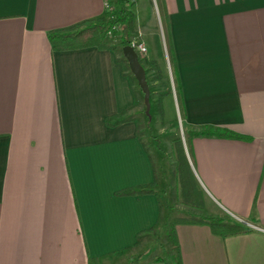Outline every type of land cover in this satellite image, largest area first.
<instances>
[{"label": "crops", "instance_id": "obj_1", "mask_svg": "<svg viewBox=\"0 0 264 264\" xmlns=\"http://www.w3.org/2000/svg\"><path fill=\"white\" fill-rule=\"evenodd\" d=\"M104 4L0 0V264H118L162 217L118 57L96 46L53 50L47 39L101 19ZM133 7L153 86H162V49L173 78L177 101L163 80L155 107L163 116L175 108L188 131L182 148L201 196L194 213L245 229L220 237L174 225L180 264H264V0ZM208 127L244 139L187 135ZM153 178V194L115 195L148 189Z\"/></svg>", "mask_w": 264, "mask_h": 264}, {"label": "trees", "instance_id": "obj_2", "mask_svg": "<svg viewBox=\"0 0 264 264\" xmlns=\"http://www.w3.org/2000/svg\"><path fill=\"white\" fill-rule=\"evenodd\" d=\"M106 9L101 19L84 21L62 30L51 31L47 34L48 42L53 50L66 51L76 50L88 47H102L109 48L104 44L107 38H111L116 41L120 50L124 46H128L130 38L138 40V35L134 31L135 28V14L131 10L134 0H104ZM156 8L158 10V0H155ZM162 25V22L160 20ZM165 38V37H164ZM138 42V41H137ZM139 63L145 62L143 56L139 59ZM116 62L126 72V76L129 83L132 85L134 79L128 72L127 63L122 56L116 59ZM149 65V64H148ZM142 66V65H141ZM146 73L149 68H143ZM145 81L148 84V80L145 77ZM139 89V88H138ZM140 91V90H139ZM170 94V92H164L163 95ZM160 112L159 103L156 105ZM116 122H114L115 124ZM189 137L201 136L206 138H219V139H244L241 136L230 132L229 130L219 128H204L197 132L192 131L187 134ZM186 143V139H184ZM175 154H176V180L179 188V194L182 200V204L199 206L200 197L197 193V188L193 182L191 172L185 159L182 144L179 139L175 142ZM156 184V179L149 185L150 188H134L130 190H122L115 193L116 196H138L143 194H153L151 188ZM161 222V217H157L156 223L153 228L149 230L150 233L155 232L157 225ZM177 224H197L205 225L208 227L213 235L220 237H228L238 235L245 232L242 224L232 222L228 219H220L217 217H204V218H193V217H174L172 218L166 227V231L163 235L162 249L163 254L167 259L160 257H154L153 260L167 264L169 257L173 264H180V257L178 252V246L176 237L174 234L173 227ZM141 236H136L134 246H137L141 242ZM129 250H125L127 252ZM169 255V256H168ZM89 264H96L93 260H89Z\"/></svg>", "mask_w": 264, "mask_h": 264}, {"label": "rangeland", "instance_id": "obj_3", "mask_svg": "<svg viewBox=\"0 0 264 264\" xmlns=\"http://www.w3.org/2000/svg\"><path fill=\"white\" fill-rule=\"evenodd\" d=\"M133 6L131 7V10L134 12L136 10ZM153 12L154 10L152 13ZM153 16V19H155V23L157 24L155 27L157 30V35H159V41L162 43L158 19L156 18L155 13ZM151 33L153 35V30ZM129 40L140 42L139 38L138 40L134 38H130ZM145 41L146 42H143L142 45L145 47L146 52L141 55L144 57V59L149 58V39ZM104 44L112 49L116 57L121 56V50L112 37L107 38L104 41ZM163 51L164 50L162 49L161 54L159 55V60L156 61V64L158 63V68H160L159 70L162 71L163 75V78L158 81V83H160L162 86H153L157 81L155 82L153 73L149 72V69L145 73V77L148 80L147 86L149 91V108L146 114L142 102L143 96L139 91L135 81L131 86L135 98L132 116L137 122L139 139L141 140L153 163L155 175L158 180L155 190L161 206V222L159 223L155 232L143 236L139 245L125 252L126 255L122 257V260L118 264H142L153 259L154 257L167 259L164 257L162 252L164 251V249H162V243L163 235L166 231L168 222L174 217L204 218L201 216L198 217V215L194 213V208H197L196 206L182 204L175 175L176 154L174 142L176 139H179L182 144L185 134L188 131L178 118L175 108L172 115L168 116L169 112L165 111L163 116L162 112H159L157 107H155V95L165 88L163 85V80L167 83L166 88L170 91H174V96L171 95V97H174V100L177 101V92L175 91L173 78L171 72L169 71L168 63L166 62V57ZM137 56L138 59L141 57L140 55ZM141 65L143 68H149V65L146 64V62H143ZM197 193L201 198L200 192L198 190ZM200 203L201 201L199 202V205ZM205 217L207 218V216ZM165 262L167 264H173L171 257H169L167 261L165 260Z\"/></svg>", "mask_w": 264, "mask_h": 264}, {"label": "water", "instance_id": "obj_4", "mask_svg": "<svg viewBox=\"0 0 264 264\" xmlns=\"http://www.w3.org/2000/svg\"><path fill=\"white\" fill-rule=\"evenodd\" d=\"M121 56L127 63L128 72L133 77L137 87L142 93V102L145 109V114L148 111V86L145 81V72L141 64L139 63L138 56L130 46H124L121 48Z\"/></svg>", "mask_w": 264, "mask_h": 264}, {"label": "built area", "instance_id": "obj_5", "mask_svg": "<svg viewBox=\"0 0 264 264\" xmlns=\"http://www.w3.org/2000/svg\"><path fill=\"white\" fill-rule=\"evenodd\" d=\"M104 7L106 9V4H104ZM128 46H130L137 55L141 56V55H143L146 52L145 47L140 42L130 41Z\"/></svg>", "mask_w": 264, "mask_h": 264}]
</instances>
